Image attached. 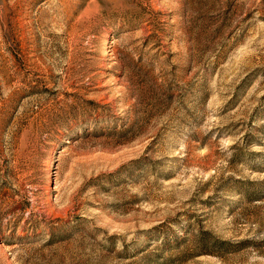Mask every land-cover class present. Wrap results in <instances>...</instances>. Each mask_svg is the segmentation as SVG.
<instances>
[{"label": "rangeland", "instance_id": "obj_1", "mask_svg": "<svg viewBox=\"0 0 264 264\" xmlns=\"http://www.w3.org/2000/svg\"><path fill=\"white\" fill-rule=\"evenodd\" d=\"M0 264H264V0H0Z\"/></svg>", "mask_w": 264, "mask_h": 264}]
</instances>
